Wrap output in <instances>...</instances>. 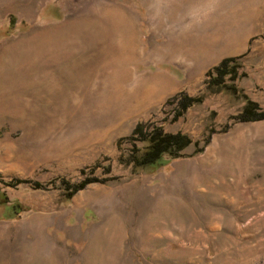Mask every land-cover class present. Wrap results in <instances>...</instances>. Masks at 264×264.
<instances>
[{
  "label": "rangeland",
  "instance_id": "rangeland-1",
  "mask_svg": "<svg viewBox=\"0 0 264 264\" xmlns=\"http://www.w3.org/2000/svg\"><path fill=\"white\" fill-rule=\"evenodd\" d=\"M179 92L203 97L173 118ZM244 97L264 109V0H0V264H264ZM137 123L191 142L132 169Z\"/></svg>",
  "mask_w": 264,
  "mask_h": 264
},
{
  "label": "trees",
  "instance_id": "trees-1",
  "mask_svg": "<svg viewBox=\"0 0 264 264\" xmlns=\"http://www.w3.org/2000/svg\"><path fill=\"white\" fill-rule=\"evenodd\" d=\"M230 60H223L206 73L207 80L204 82V89L221 91L226 88H232L231 84L225 83V76L229 74V79H234V71L229 65ZM202 94L189 96L185 92H179L172 97L175 102L173 118L181 115L189 106L199 103L202 100ZM245 98V97H244ZM256 104L245 98V104L237 115L239 121H250L264 118V109H256ZM128 140V147L118 149L119 155L117 161L124 165H129L132 169H143L146 167L155 168L165 160L176 159L182 156V150L191 142L186 134L181 132H166L159 125L145 127L143 123H137ZM136 142L142 143L141 146ZM200 150L196 149L194 152ZM95 179H84L79 183L72 185L68 189L66 196L69 197L84 184ZM65 186L68 184L65 183ZM5 218H16L20 212L18 205L4 206Z\"/></svg>",
  "mask_w": 264,
  "mask_h": 264
}]
</instances>
